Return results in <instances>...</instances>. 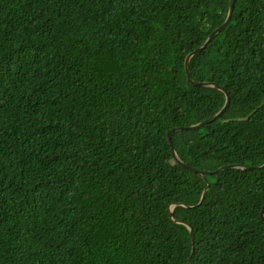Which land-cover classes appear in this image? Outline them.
<instances>
[{
  "label": "trees",
  "instance_id": "trees-1",
  "mask_svg": "<svg viewBox=\"0 0 264 264\" xmlns=\"http://www.w3.org/2000/svg\"><path fill=\"white\" fill-rule=\"evenodd\" d=\"M235 3L190 59L230 106L186 129L225 105L185 60L230 0H0V264H264V167L217 171L264 164V0Z\"/></svg>",
  "mask_w": 264,
  "mask_h": 264
},
{
  "label": "water",
  "instance_id": "water-1",
  "mask_svg": "<svg viewBox=\"0 0 264 264\" xmlns=\"http://www.w3.org/2000/svg\"><path fill=\"white\" fill-rule=\"evenodd\" d=\"M235 0H230V8H229V13H228V16L225 20V22L218 28H216L210 35L209 37L207 38V40L199 47H197L196 49H194L192 52H190L187 57H186V60H185V69H186V74H187V78L192 82V84L196 85V86H202V87H213V88H217V89H220L222 90L225 94H226V102H225V105L223 106V108L218 112L216 113L214 116L210 117V118H207L205 119L204 121L200 122V123H197V124H192V125H189L187 127H185L186 129H195V128H200L202 127L205 123H209V122H213L215 121L216 119H218L219 117H221L223 115V113L227 110V108L230 106V103H231V94L229 93V91L227 89H225L224 87L220 86L219 84L217 83H213V82H207V81H195L191 78V75H190V59L193 55H195L196 53L198 52H201L211 41L212 39L217 35L219 34L220 32H222L226 27L227 25L230 23L232 17H233V14H234V9H235ZM182 127H180L179 129H181ZM176 129H172L169 133H168V140H169V143L172 144V139H171V134L173 131H175ZM172 153H173V157L176 161H178L179 163L183 164L184 166L186 167H189L195 171H198L200 172L201 174H205L206 172L208 171H204V170H200L196 167H191L190 165H188L187 163H184L180 158L179 156L177 155V153L175 152V149L174 147H172ZM261 167H264V164L262 166H245V167H241L240 165H228V166H224L222 168H219L217 171L220 172V171H223V170H226V169H231V168H239V169H246V168H261ZM209 173V172H208ZM209 188V185L208 187L205 189L203 195H202V198L199 202V204H201L203 202V200L205 199V195H206V191L207 189ZM261 216L264 218V206L261 210ZM192 241L194 242L195 244V241H194V235L192 234ZM195 248V247H194ZM191 260H192V257L190 258L189 260V263H191Z\"/></svg>",
  "mask_w": 264,
  "mask_h": 264
},
{
  "label": "rangeland",
  "instance_id": "rangeland-1",
  "mask_svg": "<svg viewBox=\"0 0 264 264\" xmlns=\"http://www.w3.org/2000/svg\"><path fill=\"white\" fill-rule=\"evenodd\" d=\"M230 165H234V164H230ZM226 166H228V165H226ZM223 167H224V166H223ZM241 167H243V166H241ZM175 205H176V204L172 203V204H171V209H173V208L175 207Z\"/></svg>",
  "mask_w": 264,
  "mask_h": 264
}]
</instances>
